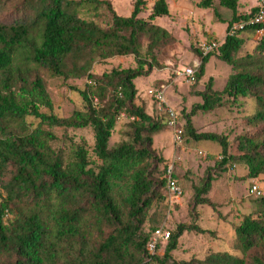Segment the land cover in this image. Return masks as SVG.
I'll return each mask as SVG.
<instances>
[{"label": "trees", "instance_id": "1", "mask_svg": "<svg viewBox=\"0 0 264 264\" xmlns=\"http://www.w3.org/2000/svg\"><path fill=\"white\" fill-rule=\"evenodd\" d=\"M218 1L232 12L218 57L233 74L222 92L209 83L200 94L204 103L186 115L185 127L180 121L184 143L187 136L222 147L223 159L195 188V210L201 205L217 207L208 195L229 164H244L251 180L264 176V36L242 57L244 40L239 37L245 31L255 34L264 24L248 25L231 35L234 25L253 15H240L238 0ZM203 4L213 7L212 0ZM104 8L111 15L108 27L80 16L84 10ZM146 9V0H134L131 16L122 17L106 0H0V264H264V196H252L258 199L257 211L244 216L235 229L234 250L242 257L211 253L204 260L173 261L171 254L186 230L209 232L184 225L169 235L163 259L147 250L162 228L152 220L149 232L144 231L149 211L154 202L168 199L169 163L164 165L153 144L154 136L168 126L169 116L163 109L167 122L161 123L135 104V80L161 68L157 51L176 40L154 23L169 15L166 0L154 4L148 20L139 18ZM9 10L11 17L4 19ZM128 55L136 57V69H115L101 77L91 72L97 61ZM211 55L202 59L194 85ZM40 70L64 80L89 79L85 90L75 89L84 109L64 119L44 113L53 111V103ZM224 97H249L256 105L248 122L257 131L238 138L235 154L229 152L226 137L198 133L191 120L198 111L221 107ZM123 113L134 120L133 140L111 149L109 142ZM29 117L37 125L28 122ZM89 127L95 137L93 153L102 163L96 167H90L85 148L74 146L67 155L54 146L59 137L52 129ZM172 177L177 181L176 170Z\"/></svg>", "mask_w": 264, "mask_h": 264}, {"label": "rangeland", "instance_id": "2", "mask_svg": "<svg viewBox=\"0 0 264 264\" xmlns=\"http://www.w3.org/2000/svg\"><path fill=\"white\" fill-rule=\"evenodd\" d=\"M106 1L111 3L119 16H131L134 0ZM146 1L147 9L139 16L144 20L150 18L153 6L158 0ZM204 1L166 0L169 15L154 20L156 25L172 34L176 42L166 49L157 51V60L161 68L155 67L148 76L135 80L138 92L135 104L143 107L146 113L161 123L167 122V117L164 112L159 111L157 103L150 98L148 94L150 89L166 87V101L179 113L180 121L185 127L186 115H190L195 106L204 103L200 94L205 91L207 85L212 83L214 91L222 92L233 74L232 67L218 57V50L212 53L204 68V74L196 85L193 84L196 80L192 82L180 75L188 68L199 71L202 59L199 57L198 48L202 42L217 40L223 43L227 36L232 12L222 8L218 0H212V8L205 7ZM238 3L239 14L251 17L258 7L259 0H238ZM10 13L11 10L4 13L2 17L9 19ZM80 16L85 20H94L103 27H108L111 19L110 13L105 8L99 12L84 10ZM263 36L249 31L241 32L239 37L244 40V46L240 57L251 53ZM137 67L138 62L135 56H117L97 61L91 72L101 77L115 69H136ZM39 73L53 103V111L44 110V113H53L64 119L71 117L74 111L84 109L83 99L75 89L85 90L89 79L85 77L64 80L51 76L45 70H40ZM255 110V102L249 97H224L221 107L209 113L198 111L191 120L198 133H215L226 137L230 143L229 152L235 154L238 138L243 135H253L257 131L248 122ZM133 121L125 113L121 114L109 142L111 149L132 142ZM28 122H34L37 125V121H34L32 117L28 118ZM52 130L59 137V141L54 145L55 148L69 155L72 154L74 146H81L89 153L90 167L102 164L93 153L95 137L91 127L79 130L60 128ZM185 141L184 148L176 150L173 145V130L168 126L154 136L153 149L158 157L165 160V166L166 163H172L176 156L180 157V161L176 163V179L183 188L184 196L180 200L165 199L154 202L144 231L149 232L154 224L153 221L156 222L155 225L162 226L163 237L158 240L156 252L160 259H163L165 255L169 234L175 232L179 225L197 226L198 229L209 232L186 230L178 241L177 249L171 254L173 261L204 260L211 253H230L242 257L241 253L234 250L235 229L244 216L257 211L258 199L250 196V187L252 183H255L264 189V176L251 180L248 178V169L244 164H229L227 172L221 174L219 181L213 184L208 195L217 207L201 205L195 210V188L202 186L208 169H213L216 163L223 159L222 147L211 141L196 143L187 136ZM200 152L204 156H201ZM160 169L162 172L163 164ZM172 263L170 261L166 264Z\"/></svg>", "mask_w": 264, "mask_h": 264}, {"label": "built area", "instance_id": "3", "mask_svg": "<svg viewBox=\"0 0 264 264\" xmlns=\"http://www.w3.org/2000/svg\"><path fill=\"white\" fill-rule=\"evenodd\" d=\"M264 24V0H259V4L257 7V12L253 15V17L247 22H239L234 25L231 29L230 34L236 35L238 31H243L248 25H263ZM258 35H264V29L258 30L256 32ZM222 43L217 40H209L204 41L199 45V52L201 54V59L210 55L213 52L219 50ZM197 70L194 68H188L183 71L180 75L188 79L189 81H195V74ZM91 84V83H90ZM150 98H152L158 105L159 111L163 109L168 114V127L173 130V145L177 149L184 148V138H183V129L180 124V115L177 113L172 107H170L166 101V87L150 89L148 91ZM98 101L95 99V105H97ZM201 156L204 154L199 153ZM180 161V157L176 156L172 163L169 164L168 173L166 175L167 178V193L168 199L180 200L184 196V191L181 185L173 179L172 175L176 170V163ZM250 196L262 197L264 196V189L259 187L257 184L253 183L250 187ZM170 235V234H169ZM162 236V228L156 231L153 235L151 242L148 244L147 250L151 255H155L158 250V240L161 239ZM169 239V236H168Z\"/></svg>", "mask_w": 264, "mask_h": 264}]
</instances>
